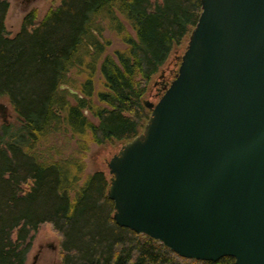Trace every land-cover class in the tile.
Segmentation results:
<instances>
[{
    "label": "trees",
    "instance_id": "16d2710c",
    "mask_svg": "<svg viewBox=\"0 0 264 264\" xmlns=\"http://www.w3.org/2000/svg\"><path fill=\"white\" fill-rule=\"evenodd\" d=\"M8 8L0 0V99L21 125L0 129V264H26L42 223L61 235L59 264H236L233 256L184 257L118 225L110 174L98 170L80 183L82 161L57 157L48 145L63 135L85 150L138 135L150 115L143 96L189 38L201 0H61L41 18L29 11L14 36L5 26ZM106 28L124 48L106 53ZM73 73L83 78L78 85Z\"/></svg>",
    "mask_w": 264,
    "mask_h": 264
},
{
    "label": "water",
    "instance_id": "95a60500",
    "mask_svg": "<svg viewBox=\"0 0 264 264\" xmlns=\"http://www.w3.org/2000/svg\"><path fill=\"white\" fill-rule=\"evenodd\" d=\"M201 7L143 130L108 161L107 196L118 225L181 256L264 264V0Z\"/></svg>",
    "mask_w": 264,
    "mask_h": 264
},
{
    "label": "rangeland",
    "instance_id": "374dc122",
    "mask_svg": "<svg viewBox=\"0 0 264 264\" xmlns=\"http://www.w3.org/2000/svg\"><path fill=\"white\" fill-rule=\"evenodd\" d=\"M9 8L5 16V26L6 30L10 36H14L20 29L22 20L24 16L31 11L36 9L38 12L39 18L43 17L46 11L55 5H58L61 0H8ZM128 29L131 28L127 25ZM105 38L109 39L111 42L106 47V53H112L115 49L124 48L125 44L116 36L114 31L105 29L104 35ZM104 37H102L104 39ZM189 39V38H188ZM187 41L183 45L174 47L170 53L166 62L161 66L158 73L155 74L150 82L147 92L143 96V100L151 101L153 100L152 95L155 92V82L159 79L160 75L163 72H166V75H170L168 72L169 67L178 69L180 63L177 60V56H181L186 49ZM178 61V62H177ZM177 62V63H176ZM176 63V66L174 65ZM82 76L77 75V73L72 74V82L74 85L82 80ZM64 87L69 88L70 90H75L70 85L66 84ZM97 87H101V83L97 81ZM72 92V91H71ZM74 93V92H73ZM72 102H75V98L69 96ZM96 99V97H95ZM97 100V99H96ZM158 100V99H157ZM156 100V101H157ZM0 102H4L9 105V113L6 115V121L3 120V117L0 116V129L3 124L10 125L11 127H17L21 125V121L16 116L15 112L11 108L10 103L6 99H0ZM98 102V101H97ZM87 115L94 119L91 114L85 110ZM48 145L52 146L53 152L57 157H72L78 158L83 163V169L80 174V183L84 182L89 174H92L95 171L102 170L105 173L109 174L108 161L114 153H116L121 144L117 141L106 144H97L90 143L87 149H79L76 139H71L69 136H57L48 142ZM8 164L6 165V167ZM52 243L55 245V249L50 247H45L42 251V254L38 258L37 262L34 263L33 257L37 253L38 247L40 244ZM61 262V235L54 229V227L49 223H42L36 230L33 237V244L29 254L27 255L26 264H59Z\"/></svg>",
    "mask_w": 264,
    "mask_h": 264
},
{
    "label": "flooded vegetation",
    "instance_id": "af4514ba",
    "mask_svg": "<svg viewBox=\"0 0 264 264\" xmlns=\"http://www.w3.org/2000/svg\"><path fill=\"white\" fill-rule=\"evenodd\" d=\"M177 60H179V56H177ZM176 63L174 64L175 66H176ZM168 72L170 73L169 76L165 74L166 72H163L162 75L159 77V79L155 82V92L151 94L153 98V100L151 101L156 102V100L159 99L161 94L164 92L165 85L168 84L173 79L176 73V69L173 68L172 70V67H169ZM32 244H33V240H32ZM32 244H31V247H32ZM31 247L29 251L31 250ZM45 247H50V248L55 249V245L52 243L47 242L45 244H40L38 247L37 253L33 257L34 263L37 262L38 258L42 254V251L44 250ZM29 251L26 254V260H27V255L29 254Z\"/></svg>",
    "mask_w": 264,
    "mask_h": 264
}]
</instances>
